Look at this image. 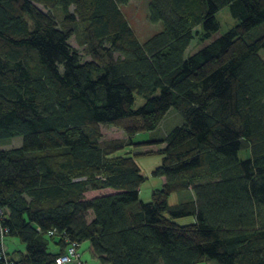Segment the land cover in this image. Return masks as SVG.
I'll use <instances>...</instances> for the list:
<instances>
[{
    "label": "trees",
    "instance_id": "1",
    "mask_svg": "<svg viewBox=\"0 0 264 264\" xmlns=\"http://www.w3.org/2000/svg\"><path fill=\"white\" fill-rule=\"evenodd\" d=\"M129 2L0 0V143L21 138L0 150V264H55L65 239L89 242L93 264H264V33L249 37L264 0H149L162 30L144 42ZM225 7L238 24L187 57ZM79 28L90 61L69 45ZM171 109L180 125L138 141ZM99 125L126 142L102 148ZM161 144L150 175L164 183L143 202L135 154L118 153ZM95 191L107 193L86 198ZM184 191L191 200L168 203Z\"/></svg>",
    "mask_w": 264,
    "mask_h": 264
},
{
    "label": "rangeland",
    "instance_id": "2",
    "mask_svg": "<svg viewBox=\"0 0 264 264\" xmlns=\"http://www.w3.org/2000/svg\"><path fill=\"white\" fill-rule=\"evenodd\" d=\"M34 4L41 9L45 13H49V9L43 7L42 4H38L34 1ZM148 5L149 0H130V2L126 5L121 6V12L132 29L134 35L137 37V39L140 42H144L148 40L151 36L154 34L160 32L162 30V24L161 23H151L148 19L149 11H148ZM74 8L70 7V12H73ZM52 15L54 16V19L59 27H63V20H62V13L61 11H51ZM217 20L219 22V29L218 31L212 35L209 39L203 40L202 34L200 31V28H196L193 31V40L191 41L189 47L186 50V56H190L202 47L209 44L211 41L216 39L217 37L225 34L227 31L233 29L237 24L238 20L234 19L230 13L227 7L222 8L217 13ZM78 24H76L77 26ZM264 33V25L259 26L258 28L252 30L249 34V37L252 39L257 38L258 36L262 35ZM83 33L82 29L79 28L76 33L70 38L69 45L75 49L82 62L90 61L91 56L88 53V49L83 44ZM144 103V99L136 96L135 102L133 105V108H138ZM182 123V117L181 115L176 112L174 109H171L165 118L163 119L161 125L153 132V133H146V134H140L138 137V141H149L154 139H161L164 137L166 133L171 131L176 126L180 125ZM99 132H100V145L102 148H106L108 146H114V145H120L124 144L126 142V136L123 133V131L120 128L113 127V126H103L99 125ZM21 146V138H13L10 140L1 141L0 143V150H8L11 148H17ZM160 149L159 145H152V146H143L138 147L136 149L126 147L122 151L118 153V155H133L135 154V159L139 167L141 168V171L143 175L146 177L148 176V180L141 185L139 189V197L142 199L143 202H147L151 198V193L153 189L160 188V183L157 178L150 176V171L155 169L157 166L160 165L162 156L158 153ZM249 156V150L244 149L240 151L239 157L241 159H245ZM107 191H95V192H89L86 195V198H92L97 195L106 194ZM184 196H180V201L183 199ZM140 199V200H141ZM192 197L186 200H191ZM185 200V201H186ZM179 200L177 199V196L175 194L170 195L168 199V203L170 205L178 204ZM183 201V202H185ZM178 224H189L194 222V218L192 217H186L182 219L176 220ZM15 251V249H14ZM78 252L80 254V259H86L92 264L93 259L90 256V250H89V242H83L81 243V246H79ZM11 256H9L10 258ZM199 264H215L213 261H201Z\"/></svg>",
    "mask_w": 264,
    "mask_h": 264
},
{
    "label": "built area",
    "instance_id": "3",
    "mask_svg": "<svg viewBox=\"0 0 264 264\" xmlns=\"http://www.w3.org/2000/svg\"><path fill=\"white\" fill-rule=\"evenodd\" d=\"M5 230H0V252L2 255L6 254L5 247ZM50 235H55L54 231L49 232ZM66 247L64 252L55 259V264H82L80 254L78 252L79 244L76 241L65 239ZM6 257V256H5ZM7 260V259H6ZM8 264V261H5Z\"/></svg>",
    "mask_w": 264,
    "mask_h": 264
},
{
    "label": "crops",
    "instance_id": "4",
    "mask_svg": "<svg viewBox=\"0 0 264 264\" xmlns=\"http://www.w3.org/2000/svg\"><path fill=\"white\" fill-rule=\"evenodd\" d=\"M160 146V149L159 150H161V149H163L164 148V144L162 145H159ZM151 172L152 171H150V174H151ZM151 176V175H150ZM147 178V180L149 179L148 178V176L146 177ZM158 180H159V183H160V187L163 185V183H164V179L163 178H157ZM175 195L177 196V199L179 200L177 203L179 204V203H181V202H183V201H185L186 199H189L190 197H192L193 196V194L190 192V191H184V192H180V193H175ZM180 196H184L183 197V199L180 201ZM140 198V197H139ZM141 199V198H140ZM141 201H142V199H141ZM174 205H176V204H174ZM18 246V243L16 244V247ZM79 246H81V244L79 245ZM50 248H51V250H53V251H56V250H58V248L57 247H55V246H53V245H51L50 246ZM90 256H91V254H90ZM93 261H95L94 259H93ZM82 263L83 264H90L91 262H89L88 260H86V259H82Z\"/></svg>",
    "mask_w": 264,
    "mask_h": 264
}]
</instances>
